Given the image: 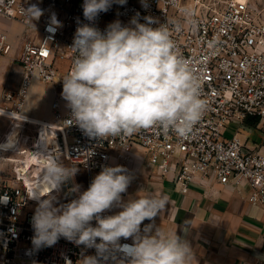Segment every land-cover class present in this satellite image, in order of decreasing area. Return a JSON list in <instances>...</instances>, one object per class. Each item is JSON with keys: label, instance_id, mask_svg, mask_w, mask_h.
Instances as JSON below:
<instances>
[{"label": "built area", "instance_id": "2783aa9c", "mask_svg": "<svg viewBox=\"0 0 264 264\" xmlns=\"http://www.w3.org/2000/svg\"><path fill=\"white\" fill-rule=\"evenodd\" d=\"M33 4L43 14L30 23L23 9ZM83 4L84 0H0V14L23 26L21 85L7 93L19 108L35 80L63 86L76 55L71 48L76 29L90 23L83 16ZM145 17L154 18L153 28L167 24L172 30L179 53L200 79L206 111L184 137L154 127L131 136L96 138L74 122L67 102L57 93L51 108L65 138L66 156L93 176L129 159L140 146L163 173H173L174 184L183 192L195 176H215L224 184L247 183L249 201L264 204V145L250 148L236 134L225 136L228 124L242 125L250 117H258L264 128V12L250 0H126L124 5L113 3L92 23L103 32L114 21L132 27L133 18L146 23ZM13 48L8 32L0 28V55L11 54ZM25 199L20 183H0V264H83L86 257L97 255L94 247L63 237L51 247L35 249V210ZM91 224L97 226L95 220ZM133 243L131 237L119 241L122 246ZM121 259L116 252L101 264H118Z\"/></svg>", "mask_w": 264, "mask_h": 264}, {"label": "clouds", "instance_id": "9594fccd", "mask_svg": "<svg viewBox=\"0 0 264 264\" xmlns=\"http://www.w3.org/2000/svg\"><path fill=\"white\" fill-rule=\"evenodd\" d=\"M113 3L124 5L126 0H84L83 16L90 23L77 27L71 47L76 54L73 66L62 78V97L74 122L96 138L131 136L154 127L186 136L207 109L199 77L179 53L167 24L153 28L154 18L145 17L146 23L133 18L132 27L118 20L103 32L93 26ZM23 11L30 23L43 14L35 4ZM175 27L179 30L180 25ZM76 172L53 159L43 178L50 188H59ZM130 180L123 166L104 167L70 203L58 208L51 199L41 200L32 218L34 248L51 247L63 237L96 249L97 255L86 257L83 264H101L116 252L122 256L118 264H192L193 251L176 231L159 227L150 234L149 225L141 234L142 222L153 220L170 198L153 192L122 203L121 194ZM114 206L123 210L100 215ZM130 237L132 245L119 244L120 238Z\"/></svg>", "mask_w": 264, "mask_h": 264}, {"label": "crops", "instance_id": "0c3cea01", "mask_svg": "<svg viewBox=\"0 0 264 264\" xmlns=\"http://www.w3.org/2000/svg\"><path fill=\"white\" fill-rule=\"evenodd\" d=\"M9 55L12 53L0 55V63L7 66ZM56 91L62 92L63 88L56 87ZM255 118L237 124L240 128L232 131L227 125L225 134H236L250 148L263 146L264 136L257 135V129L263 124L253 123ZM118 166H123L131 177L127 191L121 194L122 203L153 192H162L170 198L169 204L153 220L142 222L141 234L149 225L150 234L159 227L176 231L193 251L192 264H264V204L249 201L247 183L236 186L224 184L215 176L197 175L187 192H183L174 184L173 173H163L140 146H135L131 157ZM110 210L115 215L123 209L114 206Z\"/></svg>", "mask_w": 264, "mask_h": 264}, {"label": "rangeland", "instance_id": "374dc122", "mask_svg": "<svg viewBox=\"0 0 264 264\" xmlns=\"http://www.w3.org/2000/svg\"><path fill=\"white\" fill-rule=\"evenodd\" d=\"M250 2L264 12V0ZM0 28L8 32L14 43L9 64L6 66L0 63V130L3 132L0 139V183L23 185L25 203L29 208L36 210L39 202L47 199H51L53 205L59 208L77 199L89 188L94 177L66 156L65 138L51 111V103L57 93L62 94L55 92V88H63L62 85L35 80L20 108L12 99L7 98L8 92H14L20 87L23 76L19 59L23 26L0 14ZM228 127L230 131L240 128L235 123L228 124ZM257 130V135L263 137L264 128ZM230 134L228 132L225 136L230 137ZM251 138L254 139V134ZM53 159L66 167L77 169L75 176L59 188H50L43 178L46 166Z\"/></svg>", "mask_w": 264, "mask_h": 264}, {"label": "trees", "instance_id": "16d2710c", "mask_svg": "<svg viewBox=\"0 0 264 264\" xmlns=\"http://www.w3.org/2000/svg\"><path fill=\"white\" fill-rule=\"evenodd\" d=\"M253 121H254L253 123L257 124L259 122V118L256 117Z\"/></svg>", "mask_w": 264, "mask_h": 264}, {"label": "bare ground", "instance_id": "6f19581e", "mask_svg": "<svg viewBox=\"0 0 264 264\" xmlns=\"http://www.w3.org/2000/svg\"><path fill=\"white\" fill-rule=\"evenodd\" d=\"M8 112H11V113H18V112H15V111H11L9 109H6Z\"/></svg>", "mask_w": 264, "mask_h": 264}]
</instances>
